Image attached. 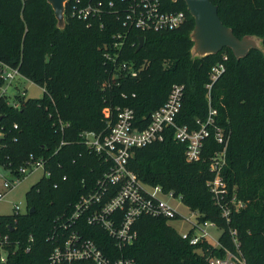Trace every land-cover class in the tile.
I'll list each match as a JSON object with an SVG mask.
<instances>
[{"label": "trees", "instance_id": "16d2710c", "mask_svg": "<svg viewBox=\"0 0 264 264\" xmlns=\"http://www.w3.org/2000/svg\"><path fill=\"white\" fill-rule=\"evenodd\" d=\"M162 2L166 10L185 14L180 28L127 32L113 17L102 19L101 28L100 22L89 27L71 19L65 9V27L60 31L46 0H0V63L17 68L23 78L43 89L40 99L16 97L17 109L0 96V166L15 175L32 154L46 160L49 172L48 178H40L26 192V213L0 216L1 233L22 245L4 264H50L48 257L58 243L47 238L54 231L56 218L70 215L87 184L101 176L96 159L77 141L83 131L104 128L105 109L131 108L136 120L145 119V127L150 114L165 102L171 86L180 84L184 93L177 123L197 130L196 121L205 122L208 116L206 85L211 84V68L223 62L224 55V71L209 92L210 106L217 113L214 123L230 137L222 173L227 188L223 203L231 210L229 223L207 185L214 177L209 158L219 150L212 136L205 139L198 163L186 162L184 145L174 141L169 132L163 142L134 150L127 167L146 186L180 198L196 213L198 222H210L221 229L218 241L226 250L236 252L230 235L234 231L246 263L264 264V54L250 50L236 59L224 48L216 55L190 60L189 34L194 21L182 0ZM210 2L236 38L256 35L264 39V0ZM124 32L127 37L116 63L144 67L136 77L121 73L112 81L113 64L105 61L103 49L112 44L114 34ZM139 37L144 45L136 51ZM3 84L0 78V88ZM58 120L68 125L63 132ZM210 132L212 135V129ZM61 141L68 144L58 149ZM233 196L244 205L237 212L230 202ZM168 222L140 216L132 226L136 241L121 251L102 229L87 225L83 217L76 229L106 257L123 256L136 264H206L203 254L223 256L222 250H213L207 242L190 245Z\"/></svg>", "mask_w": 264, "mask_h": 264}, {"label": "built area", "instance_id": "2783aa9c", "mask_svg": "<svg viewBox=\"0 0 264 264\" xmlns=\"http://www.w3.org/2000/svg\"><path fill=\"white\" fill-rule=\"evenodd\" d=\"M65 9L71 19L85 22L89 27L100 22L101 28L102 19L113 17L127 32L174 31L185 22L183 12L166 10L162 0H67ZM125 33L114 34L112 44L103 49L105 61L113 64L112 81L120 78L121 73L126 77H136L144 67L142 65L137 69L133 63H116L127 37ZM226 60L227 57L224 55L222 61ZM223 62L211 68V84L206 85L208 116L205 122L196 121L199 126L197 130L177 123L182 108L184 86L173 84L165 102L150 114L145 127H142L145 124V119L143 121L136 120L133 109L117 107L114 111L111 109L104 110L105 124L102 130L83 131L78 135L77 143L96 159L102 173L95 182L90 185L87 184L85 193L73 205L70 215L56 218L54 231L47 238L58 243L48 257L50 264H73L80 261H88L93 264H136L133 259L123 256L106 257L92 240L85 239L80 235L76 226L79 225L83 217L87 225L102 229L114 241L115 248L121 251L136 241L137 233L132 229V226L142 215L161 217L169 222L180 221V223L187 224L189 228L185 233L179 234L177 232L182 239L188 240L192 246L207 242L213 250L224 252L223 256L209 254L208 257H205L206 264H247L238 251L239 246L234 231H231L230 235L236 246L235 253L226 250L218 239L214 240L208 234L206 228H216L214 224L198 222L196 214L192 216L194 221L181 217L168 202L147 191L148 186L143 184L127 167L134 150L147 147L153 143L163 142L169 132H171L174 141L184 145L186 162L198 163L202 159L205 139L212 136L219 150L214 151L209 158V171L214 177L207 185L215 203L221 209L223 218L229 223L231 210L223 203L227 188L223 182L222 173L227 165L226 149L230 137L214 123L217 113L210 106L209 92L212 83L224 71ZM0 78L4 83L0 88V96L2 97H6V90L12 86L15 79H25L20 75L17 68H11L2 63H0ZM16 97L25 98V94L16 90L12 97L13 101L8 103L15 109L19 108ZM58 126L59 131L63 132L68 125L58 120ZM14 129H17V126H14ZM210 129H212V135ZM67 144L66 141H61L58 149ZM45 166L46 160L37 159L30 154L25 165L18 169L17 174L12 175L10 170L5 169L8 178L1 176L0 203L21 180L34 171L41 170L42 177L48 178L49 172L45 170ZM65 179V177L62 178V180ZM153 189L163 193L159 187H153ZM165 195L171 199L180 200V198L174 197L172 193ZM230 202L235 212L244 207L243 203L238 201L235 196ZM13 209L15 212L12 215L26 213V211L19 213L17 205H13ZM121 213L122 217H120ZM208 240H212L214 244ZM32 241V236H29L28 242L31 243ZM21 247L20 241L11 240L9 235L0 231V264L6 263L8 256L14 254ZM29 250L30 245L28 244L24 252L27 253Z\"/></svg>", "mask_w": 264, "mask_h": 264}, {"label": "water", "instance_id": "95a60500", "mask_svg": "<svg viewBox=\"0 0 264 264\" xmlns=\"http://www.w3.org/2000/svg\"><path fill=\"white\" fill-rule=\"evenodd\" d=\"M177 1L179 0H171L172 3ZM182 1L194 21L193 30L189 34V40L192 42L189 52L190 60L195 61L216 55L224 48L230 49L236 59L245 57L250 50H257L264 54V39L256 35H245L241 39L236 38L232 30L222 24L217 7L210 0ZM46 3L54 13L56 28L63 31L67 0H46ZM143 45V38L139 37L136 51H139Z\"/></svg>", "mask_w": 264, "mask_h": 264}, {"label": "rangeland", "instance_id": "374dc122", "mask_svg": "<svg viewBox=\"0 0 264 264\" xmlns=\"http://www.w3.org/2000/svg\"><path fill=\"white\" fill-rule=\"evenodd\" d=\"M16 90H18L19 92H24L25 98L29 99H40L43 96L42 88L34 85L28 80L15 79L12 82V86L8 87L6 90V98L9 100L8 103L13 101L12 97L14 96ZM1 176L8 178L6 170L0 166V182H2ZM41 177L42 171L38 170L34 171L30 175L26 176L23 180H21L7 195L4 201L0 203V215H12L15 212V210L13 209V205H17L19 207V213H24L26 211L25 194L35 183L40 180ZM147 191L155 194L160 199H163L164 201L168 202L181 217L194 221V217L192 216H194L196 213L192 212L189 208H187L179 199H171L168 195H165L159 190L150 187L147 188ZM168 224L179 234L185 233V231H187V229L189 228L187 224H184L182 222L180 223V221H170L168 222ZM206 231L214 240H217L222 234L221 229L217 227H207ZM208 241L210 243H213L212 240ZM202 257L205 258L208 257V255L203 254Z\"/></svg>", "mask_w": 264, "mask_h": 264}]
</instances>
